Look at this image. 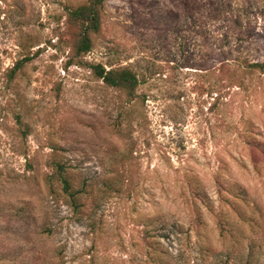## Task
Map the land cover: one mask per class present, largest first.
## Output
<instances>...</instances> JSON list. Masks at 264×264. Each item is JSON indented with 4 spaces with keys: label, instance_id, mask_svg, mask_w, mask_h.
Wrapping results in <instances>:
<instances>
[{
    "label": "rangeland",
    "instance_id": "374dc122",
    "mask_svg": "<svg viewBox=\"0 0 264 264\" xmlns=\"http://www.w3.org/2000/svg\"><path fill=\"white\" fill-rule=\"evenodd\" d=\"M89 2L0 0V264H264V0Z\"/></svg>",
    "mask_w": 264,
    "mask_h": 264
},
{
    "label": "trees",
    "instance_id": "16d2710c",
    "mask_svg": "<svg viewBox=\"0 0 264 264\" xmlns=\"http://www.w3.org/2000/svg\"><path fill=\"white\" fill-rule=\"evenodd\" d=\"M105 0H90L87 4H82L70 11V19L78 24V40L74 46L75 53L77 56L84 55L91 50L92 40L91 33L96 32L101 26V11ZM29 58H25L22 61L17 62L14 69L21 67L24 61ZM230 66L227 59L222 60L220 69L228 68ZM251 73L255 70L264 72V60L262 61H251L244 59L240 65ZM98 78H101L107 85L115 86L118 88L125 89L130 93L136 90L140 79L138 74L127 66H118L107 69L102 64L92 66ZM236 74L230 76L231 79H237ZM264 148V146H262ZM264 157V149L262 151ZM54 172L51 177L55 178L63 187L67 193H73L71 191L72 185L70 175L67 167L64 163L59 160H55Z\"/></svg>",
    "mask_w": 264,
    "mask_h": 264
}]
</instances>
